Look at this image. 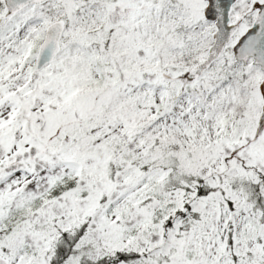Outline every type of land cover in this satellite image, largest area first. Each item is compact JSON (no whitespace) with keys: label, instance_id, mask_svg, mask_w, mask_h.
<instances>
[{"label":"snow or ice","instance_id":"snow-or-ice-1","mask_svg":"<svg viewBox=\"0 0 264 264\" xmlns=\"http://www.w3.org/2000/svg\"><path fill=\"white\" fill-rule=\"evenodd\" d=\"M0 264H264V0H0Z\"/></svg>","mask_w":264,"mask_h":264}]
</instances>
